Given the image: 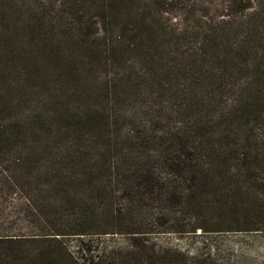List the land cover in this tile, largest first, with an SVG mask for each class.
<instances>
[{"label": "trees", "instance_id": "trees-1", "mask_svg": "<svg viewBox=\"0 0 264 264\" xmlns=\"http://www.w3.org/2000/svg\"><path fill=\"white\" fill-rule=\"evenodd\" d=\"M0 163L35 209L0 264L264 232V0H0Z\"/></svg>", "mask_w": 264, "mask_h": 264}, {"label": "rangeland", "instance_id": "rangeland-1", "mask_svg": "<svg viewBox=\"0 0 264 264\" xmlns=\"http://www.w3.org/2000/svg\"><path fill=\"white\" fill-rule=\"evenodd\" d=\"M3 165L0 163V172ZM12 188L0 185V232L25 231L32 222L31 213L35 212L22 189ZM145 238L148 254L156 258L146 264H159L158 252L166 257V264H264L261 231L153 233ZM134 241L126 234L106 233L71 236L65 239V244L76 264H138L134 260L137 252Z\"/></svg>", "mask_w": 264, "mask_h": 264}]
</instances>
